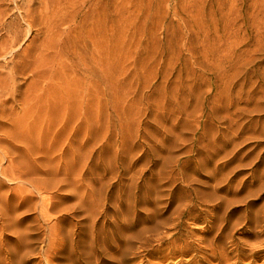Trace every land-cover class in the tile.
I'll list each match as a JSON object with an SVG mask.
<instances>
[{
	"label": "rangeland",
	"instance_id": "1",
	"mask_svg": "<svg viewBox=\"0 0 264 264\" xmlns=\"http://www.w3.org/2000/svg\"><path fill=\"white\" fill-rule=\"evenodd\" d=\"M44 2L0 0V264H264V0Z\"/></svg>",
	"mask_w": 264,
	"mask_h": 264
},
{
	"label": "bare ground",
	"instance_id": "2",
	"mask_svg": "<svg viewBox=\"0 0 264 264\" xmlns=\"http://www.w3.org/2000/svg\"><path fill=\"white\" fill-rule=\"evenodd\" d=\"M47 2H48V0H47ZM47 2H46V3H47ZM56 2H57V1H56ZM41 3H42V2H41ZM44 3H45V2H44ZM46 3H45V4H46ZM57 3H58V2H57ZM47 4H48V3H47ZM47 4H46V5H47ZM49 4H52V2L49 1ZM50 6H51V5H50ZM44 8H45V7H44ZM48 8H49V7H48ZM46 9H47V8H46ZM51 9H52V8H51ZM46 12H47V11H46ZM50 13H51V12H50ZM47 14H48V12H47ZM83 66H84V65H83ZM81 69H82V68H81ZM87 70H88V69H87ZM51 87H52V86H51ZM48 88H49V86H48ZM41 98H42V97H41ZM57 102H58V101H57ZM37 182H38V181H37ZM39 183H40V181L38 182V184H39ZM42 188H43V187H42ZM48 192H49V191H48ZM43 193H44V192H43ZM47 200H48V199H47ZM49 219H50V218H49ZM49 222H50V221H49ZM49 237H50V236H49ZM48 239H49V238H48ZM47 249H48V248H47ZM1 250H2V249H1ZM2 251H3V250H2ZM5 252H6V251H5ZM2 253H3V252H2ZM4 255H5V254H4ZM2 257H3V256H2ZM0 259H2V258H0ZM2 260H3V259H2ZM11 260H13V259H11ZM15 260H16V258H15ZM2 262H3V261H2ZM5 262H6V261H5ZM5 262H4V263H5ZM7 264H8V262H7Z\"/></svg>",
	"mask_w": 264,
	"mask_h": 264
}]
</instances>
